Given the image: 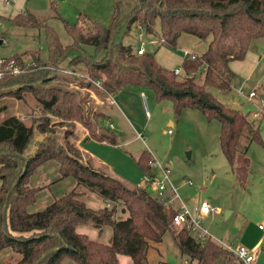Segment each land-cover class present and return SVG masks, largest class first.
<instances>
[{
    "label": "trees",
    "instance_id": "trees-1",
    "mask_svg": "<svg viewBox=\"0 0 264 264\" xmlns=\"http://www.w3.org/2000/svg\"><path fill=\"white\" fill-rule=\"evenodd\" d=\"M130 1L132 8L124 16L117 2L108 25L87 16H80L73 24L63 20L73 38L67 46L51 27L29 11L8 18L18 25L46 29L48 59L30 52L33 54L24 72L13 74L8 69L0 78L2 94L30 91L41 110L36 122L30 124L17 115L0 122V252L11 248L19 253L21 258L16 264H63L65 260L77 264H121L120 254L130 256L134 264H148L153 244L161 243L166 233H171L181 253L196 260V264H245L216 242L197 241L188 229L175 226L176 210L154 197L150 190L129 185L85 163L81 149L74 142L80 138L77 121L97 140L116 144L117 139L111 132L97 134L92 128L80 92L69 90L61 83L49 85L55 79L72 82L70 77L57 76L64 62L83 63L89 77L100 82V90L106 95L128 86L151 88L157 101L171 100L176 117L184 108L200 110L209 121L220 122L221 150L238 185L248 190L253 171L248 153L250 144L257 142L264 147L260 125L249 118V113L223 104L208 86L224 91L232 89L237 74L231 62L243 60L253 41L264 37V0ZM81 23L89 25L91 30L84 31ZM135 24L147 35L159 39L153 52L138 54L131 44L116 40L122 30L129 31ZM182 34L207 41L208 47L196 58L185 56L182 72L176 74L158 62L156 53L163 45L176 49ZM90 46L94 47V53L88 51ZM24 54L5 58V67L9 68L10 63L25 66ZM52 115L59 121L54 123ZM57 126L66 127L63 139ZM32 142L35 148L28 154L26 149ZM50 160L57 162L60 173L57 181L73 178L78 185L113 205L92 208L82 198L83 192L75 188L45 208L32 211L38 193L51 184L33 186L30 179ZM153 160L148 150L137 158L141 169L149 173ZM118 205L128 213L126 217L119 215ZM81 225H92L100 233L109 226V243L79 232Z\"/></svg>",
    "mask_w": 264,
    "mask_h": 264
},
{
    "label": "rangeland",
    "instance_id": "rangeland-1",
    "mask_svg": "<svg viewBox=\"0 0 264 264\" xmlns=\"http://www.w3.org/2000/svg\"><path fill=\"white\" fill-rule=\"evenodd\" d=\"M19 1L23 2L22 8L25 11L33 13L36 19L51 27L59 35L64 46L72 44L73 38L65 29L63 20L73 24L78 21L80 16H87V18L108 25L111 22L117 2L120 4L122 16L127 14L133 5L130 0ZM16 3L18 5V2ZM2 6L7 8L5 3ZM2 6L0 7V14L3 11ZM9 20L6 17H0L2 32L6 39V43H0V59L25 53L23 58L29 62L30 56L35 53L36 56L40 55L43 60H47L46 29L40 26L18 25ZM81 27L87 32L91 30L86 23H81ZM190 39L191 35L180 37L176 49L165 45L168 47L167 50L169 51L167 52L170 54L169 58L174 65L179 63L182 57H185L182 52H179L180 47L190 48L193 45ZM116 40L131 44L135 48H141L144 42L143 47L149 52H153L157 47L155 45L157 37L144 33L138 24L133 25L129 31L122 30ZM87 49L90 53L95 52L94 47L90 46ZM196 51L199 52V49ZM247 56L248 59L246 60L249 62L252 58V64L247 68L245 75H237L233 81L232 89L224 91L219 87L208 86V90L226 106L232 108V106L238 105L243 112L249 113V118L260 125L264 140V111L262 110L263 102L260 100V97H264V37L253 41ZM177 68H181V63ZM60 75L70 77L72 82L65 83L60 79H55L49 86L61 83L65 84L69 90L80 92L84 100L85 116L97 133L108 132L109 130L106 128H109L110 122L115 126L110 132L116 135V144L97 139L82 141L81 146L85 151L108 165V168H102L103 171L108 173L112 171V175H118L129 185L139 184L144 179L145 172L139 166L137 157L143 151H150L155 160L168 167L171 183L178 190L180 196L183 199L190 198L187 203L190 210L199 206L203 200H208L217 209L205 222L210 228L212 236L219 242L217 244L223 247H225L224 243L235 246L243 244L241 239L244 220L241 215L245 212L252 214L251 219L258 228L260 224H263L264 203L261 205L259 202L256 209H249L251 207L249 202L255 198L256 202L259 201L260 197L264 200V180L260 167L261 161L258 157L260 154H264V147L260 143L253 142L250 144L249 156L251 153L255 173L251 175L249 190L245 191L238 185L232 167L221 150V124L217 119L209 121L203 112L194 108H184L176 117L171 100L159 102L156 99L155 91L151 88H145L144 95H142L145 120L140 119V123L135 129L128 125V121L122 123L112 117L109 119L101 118L99 105L96 107L91 103L92 94L87 89L91 87L92 91H99L100 88L89 77L87 68L83 63L70 65L68 61L64 62L60 70L57 71V76ZM239 88L243 93L238 90ZM253 90L257 91L258 95L249 100L248 95ZM0 108H2L0 110V122L10 115H17L30 124L36 122L41 115L38 102L30 91H25L19 95L0 92ZM148 112L149 115H146ZM51 117L54 123L59 121L53 115ZM171 119L175 122L173 126L169 125ZM76 126L77 130L80 129L77 133L84 132V126L80 122L77 121ZM57 130L59 137L63 139L66 127L57 126ZM140 133L143 137H140ZM242 140L245 142L244 138ZM74 142L78 146V140ZM34 148L35 142H32L26 149V153H32ZM82 159L88 163V158L83 152ZM89 164L92 165L90 162ZM59 178L57 162L50 160L36 170L30 179V183L33 186H45L51 182H56ZM75 182L73 178L64 179L51 189L41 190L31 210H41L54 199L75 189L77 187ZM227 212L232 213L228 219H226ZM80 228H83L89 235L90 232L97 231V228L92 225H83ZM108 237H111L109 226L105 228L101 236L94 235L92 238L109 243ZM158 246V248L153 247V250L151 249V264L197 263L196 260L192 261L188 256L181 253L171 233H166ZM122 256L131 260L130 256ZM257 258L258 264H264V250L259 252ZM7 263L13 264L14 262ZM63 264L76 263L65 260Z\"/></svg>",
    "mask_w": 264,
    "mask_h": 264
},
{
    "label": "crops",
    "instance_id": "crops-1",
    "mask_svg": "<svg viewBox=\"0 0 264 264\" xmlns=\"http://www.w3.org/2000/svg\"><path fill=\"white\" fill-rule=\"evenodd\" d=\"M5 1L6 0H0V7L4 3L6 4ZM10 1H11V3L6 4L7 8H4V6H2L3 11L0 14V17L3 16V17L11 19L15 15H17L19 13H23L25 11V9L22 8L23 2L16 0V2H18V5H17L15 0H10ZM5 11H7V13H4ZM139 28H141V27L139 26ZM2 34H3V37H5L3 32H2ZM185 35H189V34H182V36H185ZM156 41H157L156 42V44H157L159 42V39H157ZM190 41L193 42V45L190 48L182 46L179 49L180 50L179 52H182L184 54V56H186L185 52H187V51L194 53V54H197V55H200L203 52H205L207 47H208L207 41L200 40L199 38H197L193 35H191ZM138 48H136V49H138ZM167 48L168 47H166L165 45L158 48V51L156 53V58H157L158 62L162 66L169 68L171 70L177 68L180 63L182 65V62H183L185 57H182L180 62L177 63L176 65H174L169 58L170 54H168L167 51H169V50H167ZM196 49H199V52H197ZM172 54H174V53H172ZM248 56H249V54H248ZM248 56L245 57L242 61L231 62V67L236 72L237 75L246 73L249 65L251 66L252 58L250 59V62H251L250 63L248 60H246V59H248ZM97 87H99V86H97ZM87 89L89 91H91L90 93L92 94L93 100H91V103L94 104L95 106L99 105L98 107L100 108V111H101V114H100L101 118L104 117L105 119L106 118L109 119L112 117V118H115L119 122H122V123H126V121H128V125L134 127L135 129L138 127V123H140L139 122L140 119L143 118L145 120L144 103L142 100V95H144V89L145 88L138 87V86H128V87L124 88L123 90H121L117 93L109 94V95L104 94L103 92H101V90L92 91L91 87L90 88L88 87ZM91 94H90V96H91ZM146 115H149V112ZM98 121H100V120H98ZM174 124H175V122L171 119V121L169 122V125L173 126ZM111 125H112V127H111ZM114 127H115L114 124H112V122H110L109 128H106V129H108L109 130L108 132H110V130L114 129ZM79 133H80V138L78 139L77 144H78V147L81 149V151L86 155V158H88V163L90 162L94 166V168L97 170L103 171L102 170L103 167L108 168V165H106L103 161L96 158L93 154L85 151L83 149V147L81 146L83 140L85 142L90 141V140H96L94 137H92L90 135L89 130L86 127H84V132L82 131V133L81 132H79ZM100 133H102V132H99L97 134H100ZM111 133L113 134V132H111ZM115 137H116V135H115ZM108 143H110V142H108ZM249 151H250V147H249ZM249 151H248V153H249ZM250 156H251V160H252V170H253L252 174H254L255 169H254V162H253V157H252L251 153H250ZM258 157L260 158V161H261L260 167H261V172L263 174V180H264V154H260ZM255 166H256V164H255ZM213 170H215V169H213ZM104 172L112 175V171H111V173H108L107 171H104ZM227 173L229 174L228 171H227ZM214 176H216V175H214ZM116 177H118V175ZM122 180H124V179H122ZM250 180H251V177H250ZM61 181H63V180H61ZM61 181L56 180L55 183L51 182L50 187H47L45 189H51L54 186L58 185ZM75 183H77V182H75ZM0 185H1V182H0ZM76 188L78 191L83 192L82 198L85 200L86 204L92 208L98 209V208H102L105 206L110 207L113 205L112 202L106 201L99 194L92 192V191H89L87 188L82 187L81 185L77 184ZM248 190H245V191H248ZM189 199L190 198L185 199L186 203H188ZM259 202L261 203V205H263L264 200L262 199V197H260L259 201H257V202H256V198L252 202H249L251 204V207L249 209H253V208L256 209L257 208L256 205ZM197 207L198 206H195V208L191 209V211H194ZM118 210H119V215L121 217H126L128 215L127 212L122 211L121 205H118ZM231 215H232V213L230 212V216ZM251 215L252 214H248V212H245L244 214L241 215V218L244 220V227H243V233H242L243 237H242L241 241L244 245L257 249V251H258L257 257H258L259 252L261 250H264V249L259 250L260 246H262L264 244V234L258 228V226L255 225V223H253V221L251 219ZM210 216H211V214L207 218H209ZM206 219H205V221H206ZM263 224H264V222H263ZM81 226H83V225H81ZM252 226H254V227H252ZM80 227L78 228L79 232L88 234L85 230H83V228H80ZM103 233H100L99 230L97 229V231L90 232V235L89 234L88 235L90 237L91 236L94 237V235H100L101 236ZM110 238L111 237H108L109 241H110ZM214 242L219 243L216 240ZM158 245H160V243H154L153 247L158 248L159 247ZM152 250H150V252H149L148 264H151L150 259L152 257ZM20 258H21V255L19 253H16L15 251H13L11 248L5 249V250L0 252V264H8L7 262H14L13 264H16V262ZM130 259L131 260H129L128 258H123L122 254L119 255V261L121 264H134L131 257H130ZM257 259L258 258H256V260L253 264H258ZM192 264H195V262H193Z\"/></svg>",
    "mask_w": 264,
    "mask_h": 264
},
{
    "label": "built area",
    "instance_id": "built-area-1",
    "mask_svg": "<svg viewBox=\"0 0 264 264\" xmlns=\"http://www.w3.org/2000/svg\"><path fill=\"white\" fill-rule=\"evenodd\" d=\"M6 4H9L11 1L6 0ZM163 40V39H162ZM0 42L6 43L5 37L2 34V27L0 24ZM144 42L142 47L138 48V54H143L146 50L144 49ZM186 56H191L196 58L197 54L191 53L189 51L185 52ZM29 66V62L25 63V66L14 65L13 63L9 64V68L5 67V59H0V78L5 75L8 69L11 70L13 74H20L24 72ZM173 71L176 74L182 72V68H175ZM99 87L101 84L99 81L95 82ZM241 93L243 91L241 88L238 89ZM257 91L253 90L249 93L248 99L252 100L257 97ZM262 103V110L264 111V97H260ZM257 114V113H256ZM112 127V125H111ZM140 137L143 135L140 133ZM152 172H145V177L138 184L140 187L150 190L154 197H156L161 202L165 203L169 208L176 210V213L173 217V224L179 228L185 227L191 233V235L200 242L207 240L215 241L216 239L212 236L210 228L206 225L205 219L217 211V209L210 204L208 200H203L201 204L194 210L191 211L185 199H183L178 190L172 185L169 177V169L166 165H163L161 162L154 160L151 162ZM158 170V171H157ZM178 203V204H177ZM259 229L264 234V224L259 225ZM225 248L232 251L240 260L245 264H253L257 258V249L251 248L244 244L238 246L231 245L229 243L223 244ZM260 249H264V244L260 246Z\"/></svg>",
    "mask_w": 264,
    "mask_h": 264
},
{
    "label": "water",
    "instance_id": "water-1",
    "mask_svg": "<svg viewBox=\"0 0 264 264\" xmlns=\"http://www.w3.org/2000/svg\"><path fill=\"white\" fill-rule=\"evenodd\" d=\"M232 109L237 110V109H239V106H238V105H234V106H232ZM229 216H230V212H227V213H226V219H228Z\"/></svg>",
    "mask_w": 264,
    "mask_h": 264
}]
</instances>
